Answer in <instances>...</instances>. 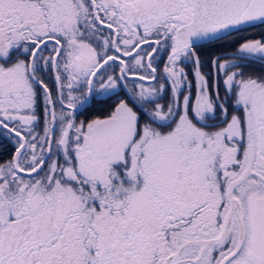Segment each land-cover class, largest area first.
I'll list each match as a JSON object with an SVG mask.
<instances>
[{
	"label": "snow or ice",
	"instance_id": "obj_1",
	"mask_svg": "<svg viewBox=\"0 0 264 264\" xmlns=\"http://www.w3.org/2000/svg\"><path fill=\"white\" fill-rule=\"evenodd\" d=\"M5 141L0 264H264V0H0Z\"/></svg>",
	"mask_w": 264,
	"mask_h": 264
},
{
	"label": "flooded vegetation",
	"instance_id": "obj_2",
	"mask_svg": "<svg viewBox=\"0 0 264 264\" xmlns=\"http://www.w3.org/2000/svg\"><path fill=\"white\" fill-rule=\"evenodd\" d=\"M259 31H257L254 35L250 36L249 38H259ZM221 50H227V48H223V49H212V50H207V51H203L200 53L202 59H208L209 57H211L214 54H217L219 51ZM160 67H163V61H161ZM205 71H207L208 69L205 68ZM258 71V69L256 70ZM189 79L191 80V76H189ZM49 84V87H52V83L50 81H46ZM93 114H99L94 112V108L89 109L88 112H85L83 115L79 116V119H90L92 117ZM37 115L40 116L41 119V123H40V128L43 127V100H38V110H37ZM40 128H37V131H40ZM0 164L10 160L12 158V148L11 145L8 144L6 141L3 142V146L0 147Z\"/></svg>",
	"mask_w": 264,
	"mask_h": 264
},
{
	"label": "trees",
	"instance_id": "obj_3",
	"mask_svg": "<svg viewBox=\"0 0 264 264\" xmlns=\"http://www.w3.org/2000/svg\"><path fill=\"white\" fill-rule=\"evenodd\" d=\"M1 149V148H0Z\"/></svg>",
	"mask_w": 264,
	"mask_h": 264
}]
</instances>
